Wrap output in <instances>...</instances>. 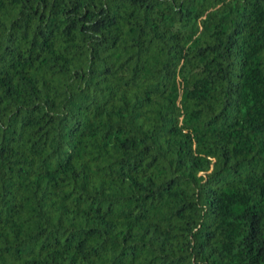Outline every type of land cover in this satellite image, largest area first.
<instances>
[{"label": "trees", "instance_id": "trees-1", "mask_svg": "<svg viewBox=\"0 0 264 264\" xmlns=\"http://www.w3.org/2000/svg\"><path fill=\"white\" fill-rule=\"evenodd\" d=\"M0 264H264V0H0Z\"/></svg>", "mask_w": 264, "mask_h": 264}]
</instances>
